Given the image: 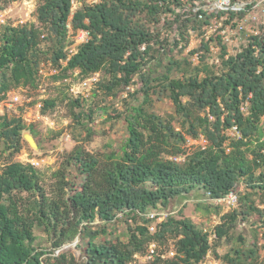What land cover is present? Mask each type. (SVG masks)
<instances>
[{"label":"trees","instance_id":"trees-1","mask_svg":"<svg viewBox=\"0 0 264 264\" xmlns=\"http://www.w3.org/2000/svg\"><path fill=\"white\" fill-rule=\"evenodd\" d=\"M195 2L82 1L71 15L70 0H42L34 13L39 24L0 26V100L20 85L35 87L39 70L48 63L56 79L64 80L74 71H78L77 78L98 72L93 93L114 96L122 89L128 99L124 109L113 115L107 108H99L126 125L127 135L118 149L98 156L75 145L55 172L57 186L52 194L44 190L33 165L12 161L2 167L0 264L66 261L65 252L53 257L47 254L78 234L82 239L76 246L82 251L84 264H140L134 255H144L150 242H161L168 236L174 239L173 254L165 256L156 247L153 263L197 262L211 251L225 264H259V251L264 249V209L252 194L260 193L264 204V26L258 34L249 36L248 43L236 54L226 57L222 36L215 33L209 39L203 37L199 47L189 52L199 54L197 64L166 56L165 69L157 71L163 64L156 56L164 55L168 42L162 41L141 15L151 24H159L162 14L180 21L173 44L182 48L187 45L191 17L196 18L193 26L204 30L213 17L225 15L209 13L198 18L191 11ZM243 15L230 12L226 17ZM68 24L74 30L88 32L87 40L72 54L67 49L72 44L67 36ZM211 43L220 46V73L199 66L205 56L200 50L211 51ZM152 45H158L155 55L150 54ZM174 70L181 72L172 75ZM135 84L132 91L126 89ZM152 95H164L172 102L177 126L150 109ZM87 98L76 95L70 97L69 104L77 108L73 120L90 139L95 132L82 120L91 121L95 109L84 107ZM56 101L42 99L40 113L53 108ZM24 131L33 137L37 134L33 125L26 126L18 116H0V147L19 151ZM188 138H202L205 143L187 151ZM230 191L238 193V205L220 215L212 241L208 232L184 216L168 214L149 229L156 218L146 215L169 212L175 199L188 198L195 192L220 197ZM253 216L257 219H251ZM95 220L103 224L123 221L126 240L94 241L99 232H106L104 226L100 231L91 230ZM246 222L260 231L261 245L256 241L247 245L245 238L238 236L242 246L218 254L216 248L233 241L237 224ZM36 231L47 236L51 250L39 245ZM67 261L76 264L73 257Z\"/></svg>","mask_w":264,"mask_h":264},{"label":"rangeland","instance_id":"rangeland-1","mask_svg":"<svg viewBox=\"0 0 264 264\" xmlns=\"http://www.w3.org/2000/svg\"><path fill=\"white\" fill-rule=\"evenodd\" d=\"M79 1L87 3V0ZM41 2L42 0H14L8 3L0 2V26L4 24L17 25L23 22L39 24L36 21L34 13L35 8ZM249 10H252V8L249 7ZM176 11L178 12L179 10L176 9ZM140 18L146 25L150 24L149 28H153V30L159 34L158 36L162 41L166 40V42H168L164 55L156 56V58L160 60V65L161 63L163 64V66L159 67L157 71L165 69L164 64L167 62L166 56H171L179 60L187 59L193 63L192 65L197 64L201 60V57L195 59L194 54L189 53L192 49L199 47L203 37L206 38V29L200 30L193 26L195 24L193 23L194 19H196L195 17H191V21L187 23V45L182 48L179 46L175 47L173 44L174 39L178 37V30L181 24L180 21H172L169 19V14H162L161 22L159 24L149 23L144 15H141ZM242 18L243 16H235L232 18L223 17L221 18L220 27L226 28L232 23L231 28L235 29V25L240 23ZM225 20L227 22H225ZM211 21H213V18ZM227 31L230 33L231 29ZM238 35L240 36V39H236L234 36L230 37L234 39V42L240 43L242 46L246 45L249 41V35L244 31H240ZM67 36L69 40H74V44H68L67 49L69 51L71 48V51H74L75 45L79 43L77 37L78 33L76 30L68 28ZM152 46L154 48L150 51V54L155 55L158 45ZM200 53H203L205 56L199 66L206 65L215 73H220L222 69L220 61V46H218V49L215 48V50L209 52L200 50ZM180 72L181 71L174 70L172 75H179ZM55 75L56 72L51 67L44 65L38 73L36 80L37 85L35 87L28 89L26 86L20 85L10 90L20 97L22 100L21 103L18 102L14 105L7 103L9 106H0V116H18L26 126L33 125L37 131V134L33 137L37 144L36 147L31 146L24 138V133L29 134L28 131L22 133L20 140L21 148L19 151H15L13 148H6L3 145L0 147V171L6 163L12 161L29 163L40 173V183L44 190L49 194H52L53 191L56 190L57 176L55 175V172L61 167L64 159L75 145H80L86 151L99 156L108 153L111 150L118 149V145L127 135L126 125L123 120L115 119V115L108 117L105 112L99 110L100 107H105L112 115L118 110H123L126 103L125 101L128 100H125L126 90L120 89L114 96H106L101 91L93 93V87L84 91L86 94L85 97H88L84 107H92L95 109L91 121L82 120L95 132V135L88 139L84 128L73 120L72 114L77 111V108L72 107L69 104L70 97H73L74 95L72 94L71 88L74 87V89H77L78 78L75 77V79H73V77L76 76L74 74L71 76V79L68 77L62 80L56 79ZM100 76H103V73H100ZM136 87L137 84L132 87H127L126 89L132 91ZM45 98H56V104L53 108L48 109L46 113L39 115L35 103L40 99ZM150 109L155 114H158L165 119H172L174 126H177V123L175 122L176 120L174 119V106L166 96L152 95ZM261 125L264 134V117L261 120ZM204 143L203 140L187 141L186 150L191 151ZM242 186L243 184L241 183L239 187L241 189L239 190L240 192L243 190V188H241ZM204 198L205 196L201 192H195L188 198L175 199L172 205L168 208L170 210L169 214L174 218H180L181 216L188 217L201 227L203 231L208 232L210 236L213 234L214 225L220 220V215L226 210ZM252 198L260 208L264 209V204L261 201L262 195L260 193L254 192ZM263 218L264 214L261 216V219ZM251 219H257V216H253ZM158 221V219H155L152 222V226ZM129 223L132 225L131 221H129ZM102 226H104L106 232H99L94 237V241L102 242L105 239L112 242L126 240L125 230L127 226L123 221L116 220L110 224H103L100 220H95L91 223L90 227L92 231H100ZM234 230V240L223 243L217 247L216 251L218 254L221 255L233 247L242 246V243L237 240L238 236L244 237L247 245L255 241L258 245H261V234L260 231L256 230V225H251L247 222L245 224L240 223L237 224V227ZM36 234L39 235L37 240L39 245L51 250L47 236L40 231H36ZM81 239V235L78 234L73 240L63 244L59 251L57 249L54 253L47 254V256L53 257L61 252H65V258H67V260L70 257H73L76 264H84L82 251L76 246L80 244ZM209 240L212 241L213 239ZM155 244L157 251L163 253L165 256H171L173 254L172 248L174 239L171 236H168L165 240H162L161 242L158 241ZM259 252V264H264V249L260 248ZM43 257H46V255ZM134 257L136 263L155 264L152 262L153 258H147L144 255L139 254ZM205 258L211 261L214 260L217 264H225L221 259L216 258L211 251L206 254ZM67 260H61L60 263L55 261L53 264H72Z\"/></svg>","mask_w":264,"mask_h":264},{"label":"built area","instance_id":"built-area-1","mask_svg":"<svg viewBox=\"0 0 264 264\" xmlns=\"http://www.w3.org/2000/svg\"><path fill=\"white\" fill-rule=\"evenodd\" d=\"M98 0H87V3H93ZM71 2V15L73 13V10L76 9L79 5H81L82 1L79 0H70ZM249 7L252 8V10H249ZM191 11L193 13H196L198 18H203L205 14L209 13H225V15H221L219 18L213 17V21H211L209 24L205 26L206 28V39H209L212 35L215 33L222 36V42L226 45V54L225 56L229 54H236L242 50V45L240 43L234 42V39L230 36H234L236 39H240V36L238 33L240 31L246 32L249 36L256 35L260 32V27L264 26V0H196L195 4L191 7ZM244 13L242 20H240V23L235 25V29L231 28L232 23H230L226 28H220L221 26V18L226 17L228 13ZM67 28L71 29V26L68 24ZM231 29V32L229 33L227 30ZM78 33V39L79 43L75 45V50L71 51V48L69 49V53L72 54L76 51L77 46L85 42L88 38V32L79 29L76 30ZM72 40V44H74V40ZM210 50L218 49V45H215L214 43H211ZM143 48V46H142ZM70 56V55H69ZM199 54L197 52L194 53V58L198 59ZM68 58V57H67ZM66 61H63L65 63ZM48 67H50V63H48ZM42 69V68H41ZM40 69V70H41ZM53 69V68H52ZM39 70V71H40ZM54 70V69H53ZM55 71V70H54ZM78 74V71H74L73 75ZM71 76H69V79H71ZM73 79H75V77ZM99 73L94 72L91 75L85 77V78H78L77 81V89H74V87L71 88L73 96L81 95L83 97L86 96L84 91H87L93 87H95V83L98 80ZM68 78V77H67ZM18 102H22L20 97L16 95L14 92H11L10 90L7 91L3 97L0 100V106L9 104H17ZM42 99H40L37 103H35L37 107V111L40 113L41 105H42ZM197 141V140H203L204 139H190L188 138V141ZM179 159V158H177ZM205 200L210 201L211 203L215 205H219L220 207L224 208L227 212L229 210L234 209L238 205V193L234 191L228 192L226 195L220 196V197H213L210 198L208 196H205ZM169 212L167 211H159V212H150L146 216L147 217H154L158 219L159 221L163 220ZM218 223V222H217ZM216 223V224H217ZM150 230L154 229V226L149 227ZM212 236L214 237V234L209 236V239H212ZM156 249L155 242H150L148 244L146 253L144 254L147 258H153L154 253ZM59 251V249H58ZM134 256H138V254H135ZM183 264H217L216 261H211L206 258H203L200 261L197 262H190V263H183Z\"/></svg>","mask_w":264,"mask_h":264},{"label":"water","instance_id":"water-1","mask_svg":"<svg viewBox=\"0 0 264 264\" xmlns=\"http://www.w3.org/2000/svg\"><path fill=\"white\" fill-rule=\"evenodd\" d=\"M23 136H24V138L27 140V142H28L31 146H34V147L37 146V144H36V142H35V140H34V138H33L32 135H30V134H28V133H24Z\"/></svg>","mask_w":264,"mask_h":264}]
</instances>
